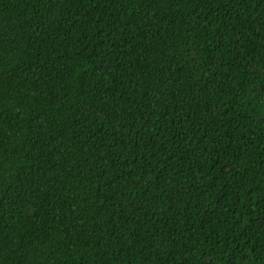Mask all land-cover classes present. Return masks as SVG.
<instances>
[{"label":"trees","instance_id":"16d2710c","mask_svg":"<svg viewBox=\"0 0 264 264\" xmlns=\"http://www.w3.org/2000/svg\"><path fill=\"white\" fill-rule=\"evenodd\" d=\"M0 264H264V0H0Z\"/></svg>","mask_w":264,"mask_h":264}]
</instances>
